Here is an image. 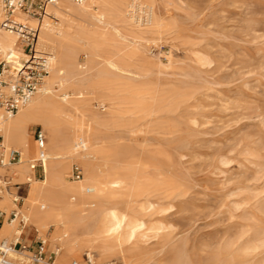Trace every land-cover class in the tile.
Segmentation results:
<instances>
[{"label": "rangeland", "instance_id": "rangeland-1", "mask_svg": "<svg viewBox=\"0 0 264 264\" xmlns=\"http://www.w3.org/2000/svg\"><path fill=\"white\" fill-rule=\"evenodd\" d=\"M157 3L176 27L141 41L153 66L122 80L146 88L152 109L135 108L127 90L90 96L100 112L101 100L113 105L115 126L98 134L135 162L144 183L139 214L164 228L143 241L144 264H264V0ZM75 52L80 63L87 59L85 47ZM74 163L81 165L72 161L69 181ZM27 188L19 190L23 202ZM10 192L3 194L13 199L17 187ZM28 232L30 240L38 236L33 226ZM48 233L54 248L56 227Z\"/></svg>", "mask_w": 264, "mask_h": 264}, {"label": "bare ground", "instance_id": "bare-ground-1", "mask_svg": "<svg viewBox=\"0 0 264 264\" xmlns=\"http://www.w3.org/2000/svg\"><path fill=\"white\" fill-rule=\"evenodd\" d=\"M157 1L58 0L47 5L39 18L22 11L13 14L15 20L35 29L32 57L45 56L49 73L16 113L0 112L6 156L0 163V183L3 176L14 178V183L24 184L30 179L19 208L39 236L48 240L50 227H56V238L52 240L58 249L57 264H81L82 255L92 252L93 264H115L113 257L122 264H144L148 252L143 241L162 236L164 228L147 221L139 214L143 206H136L144 183L135 162L119 158L120 153L107 137L98 134L102 128L115 126V111L110 108L113 105L109 107L106 99H100L105 108L100 112L90 98L127 90L134 97L135 108L152 109L155 97L146 88L122 80L125 76L139 77L148 69L144 67L147 64L153 66L141 41L150 40L172 25L160 16ZM131 9L143 16L131 19ZM4 17L0 7V22ZM81 46L87 51L83 63L75 52ZM3 58L16 69L23 66L22 58L30 57L21 49L18 34L1 27L0 60ZM0 89L10 92L8 87ZM35 124L45 134L43 148L34 137ZM10 149L21 153L20 161L7 163ZM39 157L44 159V177L34 178L31 164ZM74 160L80 161L84 176L69 181L66 177ZM2 196L0 209L10 212L18 207L7 194ZM117 205L127 207L122 210ZM19 230L17 222L6 221L0 238L10 240Z\"/></svg>", "mask_w": 264, "mask_h": 264}, {"label": "built area", "instance_id": "built-area-1", "mask_svg": "<svg viewBox=\"0 0 264 264\" xmlns=\"http://www.w3.org/2000/svg\"><path fill=\"white\" fill-rule=\"evenodd\" d=\"M83 0H77L81 2ZM58 0H0L5 17L0 22V28L4 27L18 34L21 49L30 58H22L23 66L14 69L7 59L0 60V87H8L10 92L0 89V112L16 113L19 108L25 105L42 85L45 76L49 73V63L45 56H33V47L36 43L35 29L24 21H17L13 14L22 11L24 14L39 18L43 15L46 6L56 4ZM1 129V128H0ZM35 138L40 148L44 147L46 140L42 128L35 131ZM3 136L0 132V163H4ZM7 163L20 161L21 153L16 149L8 151ZM44 159L39 157L36 162L31 164L33 173L31 177H44ZM83 168L80 164L74 163L72 166L71 177L76 180L83 178ZM0 183V193L17 187L18 193L14 201L18 207H14L8 214L0 209V230L6 221L17 222L20 228L19 233L12 239L0 238V264H57L58 249L51 248L47 238L42 236L30 240L28 219L19 208L23 204V196L19 194L23 183H11L7 176L2 177ZM28 182L24 184H28ZM93 255H86L87 264H93ZM71 264H80L73 261Z\"/></svg>", "mask_w": 264, "mask_h": 264}, {"label": "crops", "instance_id": "crops-1", "mask_svg": "<svg viewBox=\"0 0 264 264\" xmlns=\"http://www.w3.org/2000/svg\"><path fill=\"white\" fill-rule=\"evenodd\" d=\"M11 190L7 191L9 193V195H13L12 192H10ZM3 193L0 194V198H2ZM14 199V198H13Z\"/></svg>", "mask_w": 264, "mask_h": 264}]
</instances>
